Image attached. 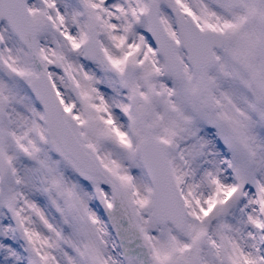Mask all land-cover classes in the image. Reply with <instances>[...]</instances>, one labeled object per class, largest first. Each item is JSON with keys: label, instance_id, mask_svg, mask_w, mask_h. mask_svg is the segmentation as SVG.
<instances>
[{"label": "snow or ice", "instance_id": "6c2138e0", "mask_svg": "<svg viewBox=\"0 0 264 264\" xmlns=\"http://www.w3.org/2000/svg\"><path fill=\"white\" fill-rule=\"evenodd\" d=\"M0 264H264V0H0Z\"/></svg>", "mask_w": 264, "mask_h": 264}]
</instances>
